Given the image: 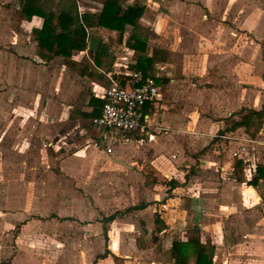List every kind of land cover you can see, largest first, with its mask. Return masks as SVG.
Instances as JSON below:
<instances>
[{"label":"crops","instance_id":"crops-1","mask_svg":"<svg viewBox=\"0 0 264 264\" xmlns=\"http://www.w3.org/2000/svg\"><path fill=\"white\" fill-rule=\"evenodd\" d=\"M24 4L0 0V125L10 127L9 143L27 151L37 136L44 157L50 160L48 152H54L61 170L74 163L79 171L95 172L102 166L97 157L112 168L137 167L142 202L122 216L103 212V236H97V224L80 223L87 213L78 201L75 215L28 217L15 241L27 250L0 264H48L32 249L51 243L67 249L57 264H197L198 245L207 247L212 264H264V128L253 138L235 135L239 127L249 132L244 122L225 126L238 108H264V0H126L124 6L139 5L143 13L139 25L127 24L123 33L85 25V15L100 12L102 0H37L54 22L69 9L72 28L85 25L86 47L48 60L38 52L44 15H32ZM132 34L147 42L145 51L129 46ZM90 50L99 53V62ZM142 56L152 58L151 76L160 90L145 110L156 111L150 120L155 138L107 154L89 143L102 133L89 117L101 111V89L112 78L125 84L130 72L141 71L136 64ZM242 147L250 160L237 155ZM70 149L74 154L66 157ZM40 230L48 238L37 239Z\"/></svg>","mask_w":264,"mask_h":264},{"label":"rangeland","instance_id":"rangeland-1","mask_svg":"<svg viewBox=\"0 0 264 264\" xmlns=\"http://www.w3.org/2000/svg\"><path fill=\"white\" fill-rule=\"evenodd\" d=\"M252 111L250 107L240 111L239 108L236 109L231 117H225V126L227 124L229 128L232 122L243 121L248 125L249 132L239 127L235 135L242 134L243 137L253 138L263 136L260 130L264 128V117L258 118ZM2 126L0 125V260L10 259V255L15 254L19 249L27 250L25 247L19 248L15 241L18 240L21 232L24 233L26 230L21 228L23 224H27L28 217L43 216V218L51 219L55 217L56 211L61 214L70 212L75 215L79 206L76 208L74 205L78 201L83 203L80 207L87 213L86 216L81 217L80 223L97 224V236H103L102 227L98 224L100 217H104L103 212L114 210L115 215L122 216L135 210L132 207L133 204L142 202L139 200L141 184L137 167L135 169H127L123 166L112 168L107 164V160H100L97 157L98 164L102 162V166L97 167L95 172L93 170L79 171L76 167L70 166L74 164L70 161L68 163L71 164L65 165V170H61L60 160L54 152H48L50 160L44 157L46 151H41L37 145V136H31L26 145L27 151H19V147L9 143L8 128L10 127L7 125L3 130ZM243 130L247 134L241 133ZM228 137L237 140L235 136ZM227 138L224 139L225 145H228ZM219 147L223 149L222 145ZM73 154L74 149H70L66 157ZM110 173H114L116 177L110 176ZM83 175H91V180L94 181L80 182L79 178ZM94 175H96V181ZM95 202L96 205H94ZM18 210L27 211H24L25 215L15 217L12 213ZM261 213L263 214L262 211ZM35 237L48 238L41 230L37 231ZM32 250V254L38 258H44L48 264H57L60 256H66L64 254L67 249L60 247L59 244L51 243L45 247H33ZM103 252L104 246L98 247L97 256H101Z\"/></svg>","mask_w":264,"mask_h":264},{"label":"trees","instance_id":"trees-1","mask_svg":"<svg viewBox=\"0 0 264 264\" xmlns=\"http://www.w3.org/2000/svg\"><path fill=\"white\" fill-rule=\"evenodd\" d=\"M126 0H102L103 8L100 12L95 14H86L84 17L85 25L88 26H103L110 29H115L124 32L127 24H132L138 26V21L143 13V7L139 5H127L124 6ZM37 0H25L24 10H30L31 14L39 13L44 15V26L38 31V52L44 59H51L54 55L60 54L65 57L70 56L72 48H84L86 47V31L85 25L80 27L72 28L75 22L71 19V12L69 9H63L57 18V21L52 20L53 13H41V6L36 7ZM31 8V9H30ZM39 8L40 10H38ZM25 12V11H24ZM131 41L128 42L129 46L145 51L147 47V42L142 38L138 37L136 34L131 35ZM93 54V51L90 50ZM94 57L96 61L99 62V53L94 52ZM152 58L142 56L138 59L136 68L140 69L144 74L153 75L151 70ZM149 103L145 104L143 111L147 110ZM102 113V107L99 114L89 117L91 122H93L94 117L100 116ZM253 114H256L258 118L264 117V108L261 110H253ZM243 124V121L237 122L236 125ZM236 171L237 177L242 179L243 176V163L241 160H236ZM260 174L264 176V169L260 168ZM255 179V178H254ZM104 222L108 221L109 218H103ZM157 222L160 221L159 218L156 219ZM106 230V228H105ZM192 240V239H191ZM193 241V240H192ZM175 246V245H174ZM205 245H198L195 251V258L197 264H212V258L208 261V251ZM183 259H178L177 264H185Z\"/></svg>","mask_w":264,"mask_h":264},{"label":"built area","instance_id":"built-area-1","mask_svg":"<svg viewBox=\"0 0 264 264\" xmlns=\"http://www.w3.org/2000/svg\"><path fill=\"white\" fill-rule=\"evenodd\" d=\"M129 74L131 78L125 84L112 78V84L101 89L104 100L102 114L95 117L93 122L102 129V133L89 143L107 154H111L115 146H143L155 138V128L150 120L156 111L147 113L143 107L158 101L159 86L154 76H146L141 71ZM157 115L162 117L161 112H157ZM245 149L242 147L237 155L248 161L250 159L241 154ZM262 166L264 168V162Z\"/></svg>","mask_w":264,"mask_h":264},{"label":"water","instance_id":"water-1","mask_svg":"<svg viewBox=\"0 0 264 264\" xmlns=\"http://www.w3.org/2000/svg\"><path fill=\"white\" fill-rule=\"evenodd\" d=\"M94 40H90V48H92Z\"/></svg>","mask_w":264,"mask_h":264}]
</instances>
